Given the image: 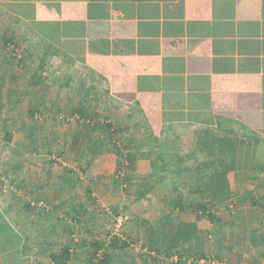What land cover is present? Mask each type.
<instances>
[{
  "label": "crops",
  "instance_id": "obj_1",
  "mask_svg": "<svg viewBox=\"0 0 264 264\" xmlns=\"http://www.w3.org/2000/svg\"><path fill=\"white\" fill-rule=\"evenodd\" d=\"M6 29L26 40L29 55L12 72V109L0 113L12 135L7 141L0 125V171L16 188L3 193L0 183V264H91L95 242L107 264H197L206 251L201 261L264 264V0H0V38ZM45 60L64 71V84L46 78ZM35 73L41 80L31 85ZM24 90L42 94L21 113ZM76 106L95 108L96 119L122 127L130 150L141 147L126 189L116 184L115 151L106 145L96 159L89 151L96 132L87 124L96 119L82 120ZM212 134L236 139L232 198L213 208L219 225L192 211L205 200L184 187L194 180L172 172L200 164L199 139ZM158 150L163 172L138 197ZM244 193L254 197L236 205ZM120 214L134 220L120 237L127 245L112 246ZM184 221L197 223L202 244L218 235V250L193 241L187 259L157 253Z\"/></svg>",
  "mask_w": 264,
  "mask_h": 264
},
{
  "label": "trees",
  "instance_id": "obj_2",
  "mask_svg": "<svg viewBox=\"0 0 264 264\" xmlns=\"http://www.w3.org/2000/svg\"><path fill=\"white\" fill-rule=\"evenodd\" d=\"M92 2L95 1H102L105 2L107 0H90ZM113 1V0H111ZM120 1H155V0H120ZM10 30L12 29H6V32L4 33L3 37L0 38V45H1V51L4 52L5 50H10L11 52L17 53V46L19 45L16 39L13 37V35H10ZM9 51V52H10ZM2 54V53H1ZM11 54V58L16 61V63L20 66H23L28 58V55H22L20 54L19 57L17 55ZM4 56V61L8 62L9 64L12 62L9 58ZM10 73V76L12 78H16V75L14 73ZM7 76L5 75V72L1 71L0 68V113H3V110L8 107V110L12 109V106H10L13 102V97L16 95L17 90L13 89L11 86L7 85ZM41 80V74L35 73L34 76H32V83L31 85H36ZM7 103V105H6ZM95 108L92 109L91 112H88L89 109H83V107H75L73 109L74 113L77 114L82 120L85 118H91L96 119L97 113L95 112ZM38 112L37 108H29V113L34 116ZM88 112V113H87ZM72 113V114H74ZM1 115V114H0ZM3 125L2 128L6 129L7 134H5V138L7 141H10L12 139V135L9 132L8 128L10 126V122L1 119L0 118V125ZM209 125H214V122H207ZM87 126L91 127L93 131L96 132V136L94 138V141L92 142L91 147L89 148V151L93 154L94 158H98L101 156L104 148H107L108 146L109 150L113 149L115 153L118 156V165L116 170V184L121 185L122 182L123 188L126 189L129 187L134 181L135 178L131 176V172L136 168V161L139 157H144V153L141 151V147L135 146L136 152L130 150L129 140L126 138H123L122 136L119 137L118 133L123 132L122 127H118L114 125L113 123L109 121H99V119H96L94 122H88ZM219 128L222 129L223 125H219ZM34 129H30V135H28V138L31 140V143L34 141L37 142V139L34 137L33 132ZM234 138H228V137H222L220 135H210V137L201 138L199 139L201 144V150H205L206 152L203 155L202 160L200 161V164H196L195 167H181V168H175L174 171H172L174 174L183 175L188 174V177L190 179H193L194 182H191L189 184L184 185V187H191L194 189H198L204 193L205 200H198L195 203H190L192 211H194L199 217L208 218L211 222L214 224L220 223V217H218L214 212V209H219L220 207L226 205L232 198V192L228 180V173L232 171L234 165H235V155H234V144H235ZM35 144V143H34ZM107 148V149H108ZM159 151V150H158ZM152 157V172L149 174L150 176H142L141 182L144 184L141 186L139 190L138 197H144V190L146 191V187H144L146 184H150L149 182L155 181L153 175H156L157 173L163 172V170L160 169V165L162 161H164V158L162 157L163 154L161 152H157L156 154H149ZM149 157L148 155H146ZM180 160H185L182 156H179ZM128 173H122L123 170H125ZM2 174L3 172L0 171ZM151 176L153 177L151 179ZM3 177V174H2ZM157 177V176H156ZM193 177V178H192ZM159 178V177H158ZM147 182V183H146ZM187 182V181H185ZM1 183V191H3V185L8 184L10 186H14V183H9L6 178L3 177V179L0 178ZM12 192V190L10 191ZM91 189H87L88 197H92L91 195ZM243 197H254L250 195L249 193H244L243 195L238 194L237 199L234 202L236 205H240L244 203ZM176 206H183V201L181 198L178 199ZM190 208V207H189ZM198 234V226L196 222L193 221H184L180 222L178 224L177 230L174 234L166 235V238L164 239V245L158 246L159 242L156 243V246H154V250L157 253H160L162 250L165 252L167 256H171L174 254H177L179 257L184 259H187L186 257H189L192 255V250L196 249V245L192 246L193 241H199ZM256 238V237H255ZM161 239V238H160ZM122 240V244L127 245V242H125L123 239H121L118 236H114L111 238V245L115 244L116 242H120ZM259 240V239H258ZM124 241V242H123ZM95 249L91 253V264H93V260L96 257L97 252L101 249L100 243H94ZM204 244V243H203ZM202 244V241H199V245L201 247L204 246ZM253 244H257V240L253 241ZM198 246V245H197ZM103 248V247H102ZM207 255V251L202 252L199 256V258L204 257ZM109 260V256L106 252L103 254V258L100 260L99 264H107ZM181 261H179L180 263ZM185 262V261H184ZM63 262L62 264H64ZM183 264V263H182Z\"/></svg>",
  "mask_w": 264,
  "mask_h": 264
},
{
  "label": "rangeland",
  "instance_id": "obj_3",
  "mask_svg": "<svg viewBox=\"0 0 264 264\" xmlns=\"http://www.w3.org/2000/svg\"><path fill=\"white\" fill-rule=\"evenodd\" d=\"M47 12H54L55 11V9H53L52 8V10L51 9H48V10H46ZM51 28V27H50ZM49 28V29H50ZM15 33H17V31H15ZM19 33V32H18ZM15 39H16V41L18 42V46H17V48L18 49H16L17 50V53L15 54L14 52H11L10 50H5L4 52H2L1 51V45H0V68H1V71L2 72H5V75L7 76L6 78H7V85L8 86H12L13 87V85H10V82L11 81H14V80H16L15 78H13V80H12V77L10 76V73L9 72H15V73H17V72H19L20 71V68H21V66L20 65H18L17 63H16V61H14L12 58H11V54H15L16 55V57H17V55H18V57H19V55L20 54H22V55H29V53L28 54H26V49H25V47H26V45H27V43H26V40H21V38L20 37H16L15 36ZM29 49V48H28ZM31 50V49H30ZM10 51V52H9ZM2 53V54H1ZM4 56H6L7 58H9L10 59V61H12L10 64L8 63V62H6V61H4ZM6 58V59H7ZM28 59V58H27ZM46 61V60H45ZM45 61H43L42 62V64H44L45 63ZM53 64V62L52 61H50L49 60V62L48 61H46V66L48 67V70H49V74H47L46 76V78L48 79V80H50V78H54V77H56V78H58V80H56V82H58V83H61V84H64V82H65V77H66V75L64 74V71L62 70L61 71V73L60 74H58V73H53L52 72V67L54 66V65H52ZM56 65V64H55ZM41 67H44V65H41ZM59 68V67H58ZM43 69V68H42ZM47 72V71H46ZM48 73V72H47ZM53 74V75H52ZM55 74V75H54ZM17 75V74H16ZM18 83V82H17ZM20 85H22V83H20ZM17 87H19V86H17ZM22 88H23V86H21ZM65 91V90H64ZM39 93L40 94H42V90L40 91V92H27V91H23L21 94H19L20 96H21V98H22V101L21 102H23V104H21V105H19V107H18V109H20V111H21V113L22 112H25L26 110H28V101H36L37 102V99L38 98H40V96H39ZM47 96H49V94H47ZM30 108H31V106H29ZM33 107V106H32ZM8 107L7 108H5L4 109V112L3 113H5V114H7L8 113ZM0 144H1V141H0ZM1 146V145H0ZM125 169V168H124ZM2 172V171H1ZM122 173H128L127 171H126V169L125 170H123L122 171ZM3 174V177L4 178H6V176H5V173L3 172L2 173ZM123 184H124V182H122V186H123ZM123 188V187H122ZM123 190H124V188H123ZM9 194H12V192H8ZM1 194V193H0ZM143 207H144V209H145V207H147V206H150V205H152V202L150 201V200H145L144 202H143ZM129 216H130V218H131V214H129ZM133 218H131L130 220H132ZM134 220V219H133ZM217 237H218V235H213L211 238H209L207 241H205V243H204V245H206V247H209L210 249H214L215 251L216 250H218V247H219V243H217L218 242V239H217ZM198 259V260H197ZM195 260L197 261V264H222V263H224V264H233V262L232 261H228L227 259H224V258H211V260L209 261V260H203V261H201L200 259H199V256H196V258H195ZM234 263H237V264H246V260L245 261H241V259L240 260H238V261H236V262H234Z\"/></svg>",
  "mask_w": 264,
  "mask_h": 264
},
{
  "label": "built area",
  "instance_id": "obj_4",
  "mask_svg": "<svg viewBox=\"0 0 264 264\" xmlns=\"http://www.w3.org/2000/svg\"><path fill=\"white\" fill-rule=\"evenodd\" d=\"M0 178L3 179L1 173H0ZM10 190L16 191V188L14 186H10L8 184L3 185L4 193L10 192ZM130 219L131 218L128 214H120L118 217H116L115 223H114V228H113L112 232L110 233V238H112L114 236L124 238V229H125L127 222ZM103 254H104V250L100 249L97 252L96 257L93 260V262H94L93 264H99L100 260L103 258Z\"/></svg>",
  "mask_w": 264,
  "mask_h": 264
}]
</instances>
